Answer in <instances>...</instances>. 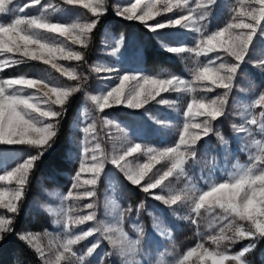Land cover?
I'll list each match as a JSON object with an SVG mask.
<instances>
[{
    "label": "rangeland",
    "instance_id": "rangeland-1",
    "mask_svg": "<svg viewBox=\"0 0 264 264\" xmlns=\"http://www.w3.org/2000/svg\"><path fill=\"white\" fill-rule=\"evenodd\" d=\"M98 2L102 12L99 21L100 17L108 13L109 0ZM169 2L172 12L162 11L155 20L145 23L118 15V11L130 6L134 0H111L113 12L128 23V28L121 32L107 30L95 46L91 43L95 28L88 34L86 47L73 44L71 40L58 34L35 33L46 41L60 43L82 53L83 58L80 61H55L63 67L74 69L79 77L77 81L62 75L51 65L26 58L18 64L10 63V66L0 69V79L23 76L42 79L50 86L74 87L79 84L80 90L72 95L79 92L82 94L79 109L71 124L72 133L66 160L68 165L63 171L48 174L47 179L43 176L38 179L34 173L35 163L29 173L24 195L17 202L18 212L9 213L0 206V216L11 218L13 225L21 214L30 215L28 220L31 222V228L23 230L21 234L31 233L38 236L34 244L43 250L44 257L36 251V247L30 246L44 264L46 260L48 264H56L57 248L66 238L93 228L99 231L73 245L75 257L66 254V260L62 264H211L210 260L202 262L198 256L184 261V257L193 248H196L198 253L203 252V249L198 247L201 244L209 251H220L229 256L250 247L243 258L245 264H264V255L260 251L256 252L259 249L258 238L264 236L235 241L221 239L218 244L209 239L211 236H231L232 231L228 230L230 223L234 229L237 225L247 228L246 222L240 221L238 217L234 222L232 217L225 220L224 210L215 205L205 204L198 215L193 211V201L213 185L230 181L232 177L250 167L257 174L264 169V105L257 103L264 94V25L258 29L245 61L239 65L231 89H221L210 83L206 86L205 83L194 80V73L198 68L205 66L209 61H213L212 66L218 68L220 63H235L234 59L222 52L198 56L195 51L175 53L169 49H196L202 34L210 35L226 27L228 23L236 22L233 18L239 11L241 0H215L203 20L197 19L200 16L197 5L203 3V0ZM30 4L31 0H13L9 10L0 14V23L8 24L23 16H39L50 23L60 24H83L97 20L90 8H84L82 4L72 5L65 3V0H40L39 4L21 11L25 5ZM93 6H97L96 0H93ZM243 6L247 9V0H244ZM182 16H191L189 28L175 26L152 30L150 27ZM196 28L200 31L197 32ZM139 33H143V36H139ZM147 50L167 54V60L181 67L183 76L176 77L187 81L195 90L161 93L156 100L139 109L120 104L100 112L91 97L106 95L118 86L123 75L157 76L144 67ZM9 55L13 59H21L19 54ZM217 55H220L219 60H216ZM7 58L0 55V60ZM224 71L226 70H221L222 74ZM158 76L169 78L175 75L171 70H165L158 72ZM65 79L66 81H63ZM209 87L212 90H207ZM12 94L34 93L31 89L16 88L12 90ZM218 97H224L226 100L221 117H226L228 126L217 122L221 117L211 121L212 131L193 146L195 155L191 152L186 154L183 172L177 171L165 181V185L153 190L152 194L132 183L126 174L110 161L111 157L118 156L138 144L141 145V151L127 158L128 166L135 168L148 162V148L164 150L175 147L179 143L183 125L189 122L186 112L192 99L211 102ZM56 108L59 110V106ZM64 112L65 107L62 115ZM203 119L205 118L196 117L193 122H201ZM252 119L257 123L252 124ZM85 128H88L87 132L84 131ZM85 137L90 140L95 137L92 147L99 143L97 154L102 151L108 162L105 163L95 186L73 187L77 184L75 178L83 159ZM181 150H184L183 147ZM38 153L39 149L32 145L0 142V176ZM169 167V161L161 160L149 176L157 171H166ZM80 175L81 182L91 178L90 173ZM144 183L147 184L148 181ZM0 188L14 190L15 181L11 184L0 181ZM87 190H93L94 195H82ZM35 191L37 193H33ZM69 193H72L71 197ZM174 194L182 197V202L177 205H168L156 198L163 196L167 199ZM89 203L93 204L92 209L87 207ZM92 212H95L93 221L74 223L71 231L66 228V214L79 217ZM221 228L225 229L224 233H221ZM11 234L12 232L6 233L0 244ZM106 237L123 241L127 248L126 254L122 255ZM90 248L94 249L91 253ZM225 264L237 262L228 260Z\"/></svg>",
    "mask_w": 264,
    "mask_h": 264
},
{
    "label": "snow or ice",
    "instance_id": "snow-or-ice-1",
    "mask_svg": "<svg viewBox=\"0 0 264 264\" xmlns=\"http://www.w3.org/2000/svg\"><path fill=\"white\" fill-rule=\"evenodd\" d=\"M97 6H93V0H65L68 4H82L84 8H90L91 12L97 17L88 23L60 24L50 23L39 16H23L17 17L13 22L4 24L0 23V55L7 56V59L0 60V69H4L11 64H18L23 59L33 61H42L46 65H51L53 69L67 76L73 81L79 80L74 69L63 67L57 64V59L61 60H82V53L73 51L70 48L60 44L46 41L41 35L35 33L48 32L58 34L60 37H66L73 44L87 46L88 34L96 27L98 18L102 14L99 2L96 0ZM40 0H31L30 5H25L21 11L26 10L31 5L39 4ZM215 0H203V3L198 4L200 9L199 20L205 19V16L210 11L211 5ZM13 0H0V14H5ZM244 0H241V5L232 23H228L226 27L213 32L210 35H201L199 44L196 49L170 48L169 50L175 53L184 51H195L198 56H207L209 53H223L226 56L232 57L235 63L224 64L220 63L219 67H213V61L202 66L194 73V80L219 87L221 89L230 90L232 81L235 78L239 65L245 61V56L249 51V46L252 44L258 29L264 25V0H247V9L243 6ZM163 12H172V6L169 0H134L128 7H124L118 11V15L126 19H135L141 22L148 23L155 20ZM191 16H182L178 19L150 25L152 30L164 27L184 26L189 28ZM193 26H195L193 22ZM199 32L200 29L196 28ZM9 54H19L21 59H13ZM220 59L217 55L216 60ZM264 64V62H262ZM105 69H97L104 71ZM221 70H226L222 74ZM16 88H27L33 90V95L12 94V90ZM80 90L79 84L74 87L50 86L48 82L42 79L19 77L14 79H0V142L8 144H27L35 146L39 149L36 156L30 157L25 162L0 176V181L11 184L15 181L16 188L7 190L0 188V206L6 209L9 213L18 212V203L25 191V185L28 182V176L33 169L36 161L40 158L44 151L50 146V142L56 135L59 118L62 116L64 107L69 97ZM194 91L191 85L176 76L169 78H161L159 76L149 75H123L120 78L118 86L114 87L104 96H92L91 100L97 106L100 112L115 105L124 104L131 108H143L150 101L156 100L161 93L169 91ZM207 90H212L210 87ZM224 96H227L225 92ZM54 97V98H53ZM167 103V101H164ZM224 97H218L211 102L204 100L192 99V102L187 105L186 117L189 122L183 125L182 134L179 136V143L175 147H169L164 150L154 148L147 149L148 162L141 163L135 168L128 166L127 158L141 151V145H134L122 152L118 156L111 157L110 161L119 167L128 177V179L141 186L144 191L152 194L157 188L165 185V181L173 176L177 171L183 172L185 164V156L188 152L194 156V145L202 137L208 135L212 131L211 121L216 120L224 114ZM258 104L264 105V94L260 96ZM56 106H59L57 110ZM264 115V113H262ZM196 117H204L201 122H193ZM252 124H256L255 119L251 120ZM85 132L88 128L84 129ZM95 137L91 140L85 137L83 145V159L79 172L76 175L77 185L95 186L100 174L104 170L105 163L108 158L103 152L97 154L100 149L99 143H92ZM183 147V151L181 148ZM161 160H167L171 163L166 171L153 173L156 164ZM81 173H90L91 178L81 182ZM148 181L145 184V181ZM70 197L72 193L68 194ZM82 195L91 197L94 195L93 190H87ZM156 198L163 200L168 205H177L182 202L181 195L174 194L169 198L157 196ZM205 204L215 205L224 210V219L232 217L244 221L248 224L245 228L243 225H237L233 229L232 224L228 225V230L232 231L231 236L222 235L221 237L211 236L209 239L213 243L219 242L221 239L235 241L244 238H258L264 236V169L257 174L253 168L242 170L238 175L231 178L230 181L222 182L213 185L209 190L202 192L196 200L193 201V211L198 215L200 209L205 207ZM89 209L93 208V204L87 205ZM95 212L89 215L73 217L65 215V226L71 231L74 223L83 224L86 221H93ZM13 220L6 216H0V240L4 239L6 233L13 231ZM99 229L93 228L82 234L74 237L66 238L57 248L55 261L56 264H62L66 260V254L75 257L73 245L93 235ZM225 229L221 228V233ZM20 239L36 247L34 241L38 240V236L28 233L20 234ZM111 240L113 246L116 247L121 254H126L127 248L123 241L113 240L112 237H106ZM98 246V245H97ZM203 249V252L198 253L196 248L190 250L184 257L187 261L190 257L198 256L200 260H210L211 264H225L228 260H234L237 264H245V253L250 250L246 248L240 253L229 256L220 251H209L201 244L198 246ZM94 249L90 248L89 253ZM36 251L44 257V252L39 247ZM45 264H48L47 260Z\"/></svg>",
    "mask_w": 264,
    "mask_h": 264
},
{
    "label": "trees",
    "instance_id": "trees-1",
    "mask_svg": "<svg viewBox=\"0 0 264 264\" xmlns=\"http://www.w3.org/2000/svg\"><path fill=\"white\" fill-rule=\"evenodd\" d=\"M108 5V13L100 17L92 34L91 43L93 46L100 42L101 37L107 30L111 29L114 32H121L128 28V23L113 12L111 0H109ZM139 36H143V33H139ZM145 56L146 63L144 67L154 75L158 76V72L171 70L173 75L183 76L181 67L167 60V54L164 52H152L147 50ZM63 81H66V79ZM81 96V92L76 93L70 96L66 103L65 114H63L60 119L59 128L55 137L47 150L43 152L36 162L34 173H36L38 179L41 176L47 179L46 177L48 174L63 171L68 165L66 160L69 140L72 133L71 124L74 115L79 109ZM217 122L222 124V126H228L226 117H221ZM38 188H40L39 185ZM33 193L37 192L35 191ZM29 216L30 215L21 214V216L15 220L11 236L7 237L0 244V264H44L37 252L19 237L23 230L31 228V222L28 220ZM258 241L259 249L256 252L260 251L264 255V238L259 237Z\"/></svg>",
    "mask_w": 264,
    "mask_h": 264
}]
</instances>
